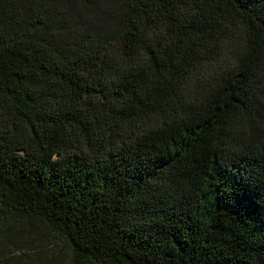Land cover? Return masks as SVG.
<instances>
[{
  "label": "trees",
  "instance_id": "16d2710c",
  "mask_svg": "<svg viewBox=\"0 0 264 264\" xmlns=\"http://www.w3.org/2000/svg\"><path fill=\"white\" fill-rule=\"evenodd\" d=\"M41 246L264 264V0H0V264Z\"/></svg>",
  "mask_w": 264,
  "mask_h": 264
},
{
  "label": "rangeland",
  "instance_id": "374dc122",
  "mask_svg": "<svg viewBox=\"0 0 264 264\" xmlns=\"http://www.w3.org/2000/svg\"><path fill=\"white\" fill-rule=\"evenodd\" d=\"M43 230L46 235L49 234V230L44 229V226H40V231ZM50 241H52L51 236L46 238V244H48ZM59 244H60V248L62 249V256H65L64 254L65 252H67V248L65 244H63L62 242H60ZM35 253H36L35 255L37 256L35 264H52L54 259L50 254L46 253L45 248L43 246H41V249L36 248Z\"/></svg>",
  "mask_w": 264,
  "mask_h": 264
}]
</instances>
